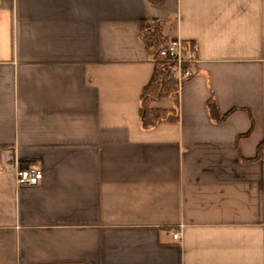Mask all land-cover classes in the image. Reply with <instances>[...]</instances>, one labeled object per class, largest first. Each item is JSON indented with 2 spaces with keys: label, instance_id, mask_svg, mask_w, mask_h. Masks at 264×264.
Instances as JSON below:
<instances>
[{
  "label": "crops",
  "instance_id": "0c3cea01",
  "mask_svg": "<svg viewBox=\"0 0 264 264\" xmlns=\"http://www.w3.org/2000/svg\"><path fill=\"white\" fill-rule=\"evenodd\" d=\"M152 21L198 61L143 131ZM263 142L264 0H0V264H264Z\"/></svg>",
  "mask_w": 264,
  "mask_h": 264
},
{
  "label": "trees",
  "instance_id": "16d2710c",
  "mask_svg": "<svg viewBox=\"0 0 264 264\" xmlns=\"http://www.w3.org/2000/svg\"><path fill=\"white\" fill-rule=\"evenodd\" d=\"M161 0H150L159 4ZM141 41L145 45L154 62V72L149 84L144 88L140 100V127L143 131H151L161 124L176 123L179 121V92L180 87L173 78L176 63L172 59H160V52L168 43L164 36V27L158 21L143 23L141 28ZM188 46L184 45L187 53ZM187 67V66H185ZM166 102V105L163 104ZM209 116L215 123H221L214 99L207 104ZM264 153V142L258 146L259 160ZM252 161V160H244Z\"/></svg>",
  "mask_w": 264,
  "mask_h": 264
},
{
  "label": "built area",
  "instance_id": "2783aa9c",
  "mask_svg": "<svg viewBox=\"0 0 264 264\" xmlns=\"http://www.w3.org/2000/svg\"><path fill=\"white\" fill-rule=\"evenodd\" d=\"M169 58L176 63V68L173 70V78L181 88L187 80L195 75L192 69L198 61L195 50L188 49L186 53L183 43L180 41H169L161 50L160 59L166 60ZM16 179L19 186L37 187L43 181V174L36 169L18 167ZM173 238L176 241H180V233H174Z\"/></svg>",
  "mask_w": 264,
  "mask_h": 264
},
{
  "label": "rangeland",
  "instance_id": "374dc122",
  "mask_svg": "<svg viewBox=\"0 0 264 264\" xmlns=\"http://www.w3.org/2000/svg\"><path fill=\"white\" fill-rule=\"evenodd\" d=\"M163 105L165 106L166 105V102Z\"/></svg>",
  "mask_w": 264,
  "mask_h": 264
}]
</instances>
